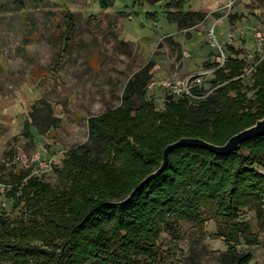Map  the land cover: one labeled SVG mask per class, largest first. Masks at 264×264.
Listing matches in <instances>:
<instances>
[{
  "label": "rangeland",
  "instance_id": "rangeland-1",
  "mask_svg": "<svg viewBox=\"0 0 264 264\" xmlns=\"http://www.w3.org/2000/svg\"><path fill=\"white\" fill-rule=\"evenodd\" d=\"M227 3L189 0L185 9L202 10L206 15L196 25L183 28L162 14L155 19L148 16L147 11L160 9L149 0H111L105 9L98 0H0V213L12 216V222L30 223L11 206V199L17 195L15 172L19 169L54 191H67L72 186L70 197H77L79 182L92 187L104 177V172L94 173L93 169L70 180L68 170L60 172L63 158L68 151L89 143L88 118L117 108L129 77L145 65H150L152 73L149 82L168 75L184 80L213 69L205 68L204 63L221 62L218 45L226 57L228 42L241 49L242 55L257 52L264 57V35L262 50L253 36L256 31L264 34V0H234L231 10ZM234 12L241 17L231 23L228 14ZM250 74L245 73L244 82ZM208 79L202 77L204 87L209 86ZM145 89L155 109H161L171 98L162 89H147V85ZM134 114L136 111H131ZM136 123L134 133L142 150L158 152L161 140L152 139L143 124ZM38 152L56 157L50 169L37 164ZM137 158L131 150L102 147L98 160L110 165L105 174L111 182L116 180L117 186L123 178L119 174L127 166L139 173L152 166L148 159ZM207 205L200 208L198 204L200 212L195 216L176 218L171 226H158V260L152 264H222L224 238L235 232L213 215L210 203ZM239 220L249 221L258 238L247 245L239 235V251L252 253L250 264H263L264 221H259L257 210L247 207L242 208ZM35 230L38 233L37 224ZM61 231L62 227H57L56 242ZM100 254L106 257L107 251ZM15 255L6 253L0 264H52L44 255L24 262ZM91 260L85 264H103Z\"/></svg>",
  "mask_w": 264,
  "mask_h": 264
},
{
  "label": "trees",
  "instance_id": "trees-1",
  "mask_svg": "<svg viewBox=\"0 0 264 264\" xmlns=\"http://www.w3.org/2000/svg\"><path fill=\"white\" fill-rule=\"evenodd\" d=\"M188 1L149 0L160 9L147 11V15L155 19L162 14L183 28L194 26L206 13L185 9ZM98 3L105 9L111 0ZM240 17L236 12L228 14L231 23ZM226 46L229 53L222 65L216 60L204 63L205 68L215 69L208 76L209 86L193 89L196 95L213 89L206 96L175 99L165 91L166 97L174 100L170 98L161 109H155L154 102H149L145 94L152 78L148 64L129 77L117 108L88 118L89 143L68 151L60 172L68 170L70 180L93 169L94 173L104 172V177L93 182L92 187L79 182L81 191L75 189L77 197L69 196L72 186L67 191H54L30 172L17 170V195L11 199V206L30 223L12 222V216L0 213V261L7 253L10 257L18 254L23 262L44 255L52 264H85L89 259L103 264H152L158 260V226L195 216L200 212L198 204L201 208L210 203L213 215H218L235 232L224 238L226 250L221 263L250 264L252 253L240 252L237 247L239 235L247 245L256 243L258 238L251 223L240 221L239 215L247 207L257 210L259 221H264V134L244 141L237 150L225 155L204 147L175 148L159 176L145 183L127 202L119 203L159 167L167 144L181 137L223 144L264 117V57L255 52L250 77L244 82L245 68L252 59L229 42ZM49 111L47 118L51 117ZM131 111L136 114L131 115ZM135 123L143 124L152 139L161 140L158 152L142 150L134 133ZM25 124L30 126L28 121ZM102 147L131 150L137 159L146 158L152 166L142 173L127 166L119 174L123 176L120 184L115 186L116 180L111 182L105 174L110 165L99 163ZM90 191L92 195H88ZM59 226L62 231L56 242ZM103 251H107L106 257L101 256Z\"/></svg>",
  "mask_w": 264,
  "mask_h": 264
},
{
  "label": "water",
  "instance_id": "water-1",
  "mask_svg": "<svg viewBox=\"0 0 264 264\" xmlns=\"http://www.w3.org/2000/svg\"><path fill=\"white\" fill-rule=\"evenodd\" d=\"M263 134H264V117L257 119L253 125L233 134L223 144H213L202 138H197V137H181L178 140L169 143L164 147L162 152V161L159 167L150 174H148L143 180H141L131 190L129 195L119 203L127 202L145 183L159 176L167 167L169 154L175 148L181 146L204 147L210 149L216 154L225 155L231 153L234 150H237L244 141L258 137Z\"/></svg>",
  "mask_w": 264,
  "mask_h": 264
},
{
  "label": "built area",
  "instance_id": "built-area-1",
  "mask_svg": "<svg viewBox=\"0 0 264 264\" xmlns=\"http://www.w3.org/2000/svg\"><path fill=\"white\" fill-rule=\"evenodd\" d=\"M234 4V0H228L227 6H228V10L231 9V7ZM210 34L212 35V37H215L214 34V30L211 29L210 30ZM263 35L262 33L259 32H254L253 36L257 41L258 44V49L262 50L263 47ZM218 49L220 51V63L221 65L223 64V62L225 61V55L224 52L221 48L220 45H218ZM253 55H248L249 59H252ZM248 67V66H247ZM245 68V73L249 72L252 70L253 66L251 65V67L249 68ZM214 68L213 69H205L201 72H198L197 74H192L189 77L185 78L184 80H180L176 77H174L173 75H168L165 76L163 78H159L157 80H152L150 82H148L147 84V89H152V88H159L162 89L164 91H167L169 94L177 97H183V96H190V97H198L199 95H196L195 93H193V89L195 87H199L202 85V77H208L210 76L213 72H214ZM56 161V157L54 155L51 156H46L41 152H38V155L36 157V162L40 167H45L46 170L49 168H51L52 163Z\"/></svg>",
  "mask_w": 264,
  "mask_h": 264
}]
</instances>
